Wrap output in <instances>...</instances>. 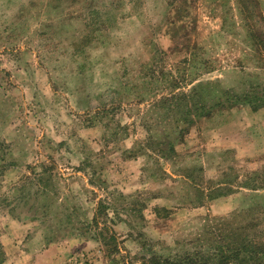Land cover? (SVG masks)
Masks as SVG:
<instances>
[{"label": "rangeland", "instance_id": "rangeland-1", "mask_svg": "<svg viewBox=\"0 0 264 264\" xmlns=\"http://www.w3.org/2000/svg\"><path fill=\"white\" fill-rule=\"evenodd\" d=\"M243 230L264 0H0V264H234Z\"/></svg>", "mask_w": 264, "mask_h": 264}, {"label": "trees", "instance_id": "trees-1", "mask_svg": "<svg viewBox=\"0 0 264 264\" xmlns=\"http://www.w3.org/2000/svg\"><path fill=\"white\" fill-rule=\"evenodd\" d=\"M232 236L234 247L230 249L225 260H230L234 264H264V246L255 242L258 230H252L251 233L249 230H243L240 231L238 236L234 234ZM182 262L184 264L187 263V261H180L178 263L168 259H162L161 261L157 258H152L149 262L143 261L141 264H182Z\"/></svg>", "mask_w": 264, "mask_h": 264}]
</instances>
